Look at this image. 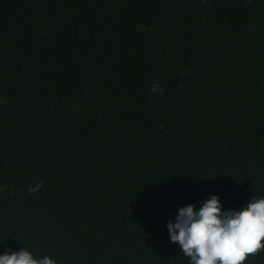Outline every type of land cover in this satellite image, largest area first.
Segmentation results:
<instances>
[{"label":"trees","instance_id":"trees-1","mask_svg":"<svg viewBox=\"0 0 264 264\" xmlns=\"http://www.w3.org/2000/svg\"><path fill=\"white\" fill-rule=\"evenodd\" d=\"M213 195L264 196V0H0V255L189 264Z\"/></svg>","mask_w":264,"mask_h":264},{"label":"clouds","instance_id":"clouds-1","mask_svg":"<svg viewBox=\"0 0 264 264\" xmlns=\"http://www.w3.org/2000/svg\"><path fill=\"white\" fill-rule=\"evenodd\" d=\"M163 94L159 84H153ZM42 183L29 188L40 190ZM172 243H177L189 264H247L250 257L264 253V196L253 197L239 210L224 211L220 199L213 195L196 209L182 207L175 222H169ZM0 264H57L47 255L36 258L26 248L0 255Z\"/></svg>","mask_w":264,"mask_h":264}]
</instances>
